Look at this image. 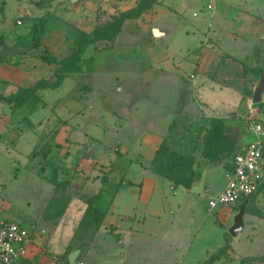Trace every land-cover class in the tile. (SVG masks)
<instances>
[{
  "label": "crops",
  "instance_id": "crops-1",
  "mask_svg": "<svg viewBox=\"0 0 264 264\" xmlns=\"http://www.w3.org/2000/svg\"><path fill=\"white\" fill-rule=\"evenodd\" d=\"M59 1L0 0V36L9 45H17L20 36L30 33L31 17L49 14L40 45L0 62V79L8 81L4 94L9 95L49 75L53 83L56 72L63 74L58 86L38 90L40 95L51 92L54 100L49 104H55L53 110L69 115L54 145L70 151L69 165L76 166L80 161L86 166L85 175L90 178L82 185L90 195L104 185L102 179L108 172L101 169L117 166L120 181L113 201L98 231L92 239L83 241L87 245L82 261L206 263L221 241L218 246L211 245V234L197 240L200 222L196 209L186 201L198 194L156 173L153 160L172 131L181 92L190 81L216 85L231 94L232 101L219 108L221 117L251 105L244 96L249 84L250 88L255 86L257 54H264V0H161L140 17L126 19L114 40L88 44L75 65L65 71H60L62 60L74 52L80 30L92 33L101 24L99 7L106 11L102 14L106 19L111 9L120 13L139 0H83L79 10L71 0L64 1L67 8L60 9ZM209 3H214V8H209ZM12 4L14 15H10ZM14 17L22 19L14 24ZM154 26L167 32L156 37ZM46 52L53 61L43 57ZM12 112L9 104L0 108V131L9 129ZM203 157L213 161L209 155ZM228 168L213 166L205 194L215 186L219 170L224 171L225 178L210 197L222 192ZM31 179H35L29 188L33 197L18 215L9 216L30 235V253L24 264L28 260L66 264L76 246V232L88 203L74 198L61 215L48 217L54 186L40 176ZM73 183L81 188L78 182ZM232 210L222 207L219 215L228 218ZM254 248L249 245L245 252ZM211 264L227 263L216 259Z\"/></svg>",
  "mask_w": 264,
  "mask_h": 264
},
{
  "label": "rangeland",
  "instance_id": "rangeland-1",
  "mask_svg": "<svg viewBox=\"0 0 264 264\" xmlns=\"http://www.w3.org/2000/svg\"><path fill=\"white\" fill-rule=\"evenodd\" d=\"M64 1L66 2V0L59 1L60 9L67 8L68 5H65ZM14 8V4H12L10 15L16 14ZM98 11L101 24L119 17V13H113L116 12L114 9L110 10L109 16L106 15V19H103L102 16V14H106V11H102V7H99ZM192 12L190 11V14ZM18 19H22V17H14L12 22L18 24ZM175 44L177 45V40H175ZM45 57L49 59L51 54L47 52ZM261 57V52H259L256 68L259 66ZM59 75L62 74L56 72L57 79ZM52 77L49 75L48 79L43 80L51 81ZM259 79L260 76L256 69L253 77L255 86ZM7 82V80L0 79V94L8 91ZM250 85L249 91L244 96V101H249L251 105L243 111L234 110L227 116L221 117L219 108L232 101L231 94L217 88L216 85L190 81L181 92L173 128L164 143L163 160L171 162L176 158L188 161L191 163L190 168L195 173L199 171L202 173L208 165L230 167V162L236 151L248 139H253V133L247 129L248 118L251 116L260 119L264 124V93L262 103L252 104L255 86L250 88ZM115 91L116 87L114 86L113 92ZM45 93L40 95L43 100L37 102L39 108L43 103L49 104L54 100L51 92ZM7 107V102H0V108ZM31 112L32 109L28 105L14 109L11 123L8 124L9 129L0 131V219L11 220L9 216L18 215L23 204L31 200L33 196L29 194L32 192L29 188L34 185L35 181L31 177L40 176L45 182L54 186L53 197L62 198L66 203L74 198L85 201L88 196H91L85 192L84 185H82L90 178L85 175L86 166L81 165L80 161L76 163L77 159L74 161L76 166L69 165L70 151L58 147L59 145H54V141L68 123L67 116L69 115L67 113L60 115L55 108L50 113L49 119L42 122L43 127L41 128L27 122V116ZM87 148L88 146L85 150ZM207 155L213 161L209 162L203 157ZM111 166L110 168L107 166V170L101 169V172H108L107 176L112 175L117 171V166ZM218 174L216 184L211 190H208L204 195H197L192 200L186 201L196 209V219L200 222L197 227L199 231L197 240H204L211 234V245L218 246L221 241L216 250L215 260L221 259L227 264H264V190L246 205V212L243 216L245 228L240 237H233L229 229L235 221V214L242 207L234 208L231 216L223 218L219 215L220 208L211 209L209 206L210 196L216 193V189L222 185L225 178L223 170H219ZM72 182H78L81 188L73 189ZM115 187L104 184L101 187L100 196L95 199L94 203L101 201L102 206L104 203L107 204L114 195ZM58 210L57 206V209L51 208L46 214L48 217H52ZM94 223L93 214L89 213V217L76 232L74 245L92 239ZM249 245L255 248L246 253V247ZM25 264H38V262L28 260Z\"/></svg>",
  "mask_w": 264,
  "mask_h": 264
},
{
  "label": "trees",
  "instance_id": "trees-1",
  "mask_svg": "<svg viewBox=\"0 0 264 264\" xmlns=\"http://www.w3.org/2000/svg\"><path fill=\"white\" fill-rule=\"evenodd\" d=\"M161 0H139L138 4L130 9L121 11L119 13V17L114 20L112 18V21L106 22L104 24H99L95 27L94 31L92 33H88L84 30H80L78 36L75 39L76 48L72 55L68 58H64L62 60V68L60 71H65L67 68L71 67L73 64L75 65L76 61L82 56V54L86 51L88 44L94 43L98 41L99 39H107V40H114L116 35L120 32L122 29L124 22L126 19L129 18H137L140 17L144 12L149 11L156 3H160ZM32 21V28L29 34L23 35L19 37V40L17 42V45L20 46H30L31 49L34 47H37L41 43L42 35L45 31L47 21L49 19V14H46L41 17H31ZM3 44H6V40L4 36H0V48ZM47 54V52H46ZM45 53L43 54V57L46 59ZM54 57L51 55V58L46 59L47 61L51 62L53 61ZM6 60V57L0 52V62ZM260 64L256 68H254V71L260 76L261 75V69L264 71V54L262 55V58L259 60ZM74 69H77V67H74ZM63 74L58 76V79L55 82H49L47 80H42L38 82V84L30 87H24L21 86L18 88V90L14 93H11L9 95L0 94V102L4 101L7 102L13 109L21 108L25 105H28L32 112H35L36 110L40 109L37 106V102L42 101L40 94L38 93V90L40 88H49V87H56L58 86L62 79ZM44 102V101H43ZM262 103V102H261ZM47 103H43L42 107L46 106ZM41 107V108H42ZM30 115V114H29ZM27 116V122L30 125H33V123L30 120V116ZM174 123V122H173ZM173 128V124L171 125ZM167 139V138H166ZM164 142L160 145L159 149L156 152V156L153 160L152 169L169 179L175 184L183 185L186 188H190L192 183L201 176V171L195 173L190 168V162L182 160V159H173L171 162H165L163 160L164 157ZM216 164V163H215ZM229 167V166H228ZM103 183L104 184H110L118 187V184H114L110 180V176L105 175L103 177ZM115 187V188H116ZM264 190V186L261 189V191ZM102 192V189L99 190L98 193L93 194L91 196H88L85 201L88 203V208L86 210V213L84 215V219L82 220L81 225H83L84 221L89 217V213L93 214L94 224H93V236L98 231L100 226L103 223L104 217L109 210L111 203L113 201L114 195L111 198V200L107 204L101 205V201L98 203H94L95 199L100 196V193ZM258 194L253 195L252 197L248 198L241 204H239L238 207H242L236 214H235V221L242 222L244 224L243 216L246 212L245 208L246 205ZM94 203V204H93ZM58 206V212L54 213L55 215H61L67 206V203L62 200V198L58 197H52L50 201V209L56 208ZM216 257V253L212 255V258L209 259L205 264H211L214 258ZM67 261L68 258H66Z\"/></svg>",
  "mask_w": 264,
  "mask_h": 264
},
{
  "label": "built area",
  "instance_id": "built-area-1",
  "mask_svg": "<svg viewBox=\"0 0 264 264\" xmlns=\"http://www.w3.org/2000/svg\"><path fill=\"white\" fill-rule=\"evenodd\" d=\"M214 8V3L208 4ZM20 23V21H19ZM247 129L253 139L241 145L226 171V184L222 192L210 197L211 209L237 208L239 204L261 192L264 186V124L249 117ZM30 235L19 222L0 219V264H24L30 253ZM66 264H71L67 261ZM77 264H87L80 261Z\"/></svg>",
  "mask_w": 264,
  "mask_h": 264
},
{
  "label": "water",
  "instance_id": "water-1",
  "mask_svg": "<svg viewBox=\"0 0 264 264\" xmlns=\"http://www.w3.org/2000/svg\"><path fill=\"white\" fill-rule=\"evenodd\" d=\"M73 5L77 10L80 9L81 2L83 0H71ZM167 30H161L158 26H154V33L156 37L162 36L165 34ZM30 46H20V45H9V44H3L0 48V52L5 57H10L12 55L18 54V53H24L28 50H30ZM263 93H264V71L261 69V75L259 82L256 84L252 96V104H259L263 101ZM55 107V104H47L46 106L38 109L33 114L30 115V120L35 126H39L41 122L49 115V113L53 110ZM213 168V165H208L204 168L202 171L201 177L199 180L192 183L191 187L188 188V190L191 193L198 194V195H204L205 194V188H206V182H207V176L209 171ZM110 180L114 183H119V172H115L110 176ZM79 185L77 183L72 184V188L75 190L79 189ZM244 229V224L239 221H234L231 225L229 232L234 236L238 237L239 234ZM86 243L82 242L75 246L73 251L69 255V261L71 264H77L82 260L83 252L86 247Z\"/></svg>",
  "mask_w": 264,
  "mask_h": 264
}]
</instances>
